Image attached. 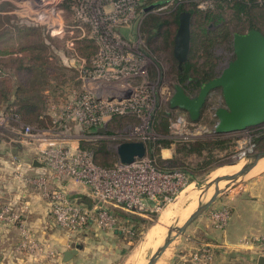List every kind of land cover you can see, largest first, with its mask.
<instances>
[{
  "label": "rangeland",
  "instance_id": "374dc122",
  "mask_svg": "<svg viewBox=\"0 0 264 264\" xmlns=\"http://www.w3.org/2000/svg\"><path fill=\"white\" fill-rule=\"evenodd\" d=\"M218 1L214 0L209 10H201L197 4L185 1L170 5L168 0H136L115 15V7L109 0H0V68H5L8 75L2 78L4 72L0 71V85L16 83L18 75L14 68L26 65L28 69L24 70L30 74L31 87L27 95L32 98L27 106L16 101L11 109H6L1 106L0 93V141L23 145L35 133L42 138H57L72 147L87 145L95 153L103 145L113 163L119 160L117 145L140 141L145 144L146 153L166 168L158 169L171 171L182 167L189 177L190 173L194 175L193 180L187 177L189 184L185 188H179L151 213L121 210L122 217L112 228L91 225L76 236L59 227L68 238V246L72 242L86 246L80 264H127L151 228L159 227L164 237L168 227L184 223L205 197L203 187L221 175L222 168L232 167L230 173L235 172L247 162L246 155L264 150V123L240 131L215 132L216 111L224 106L220 87L212 89L197 120H192L187 110L171 105L176 85H181L189 96L197 95L198 89H192L190 81H179L180 62L175 60L170 36L162 34L169 26L164 25L162 31L155 33V17L172 19L179 8L198 9L191 16L187 58L193 55L200 74H212V71L220 74L232 57L233 49L218 33H246L253 22L264 32V7L252 9L249 15H237ZM28 73L24 71L25 75ZM23 113L34 117L24 121L18 116ZM80 114L94 116L95 121L81 124ZM194 143H207L212 149L190 151ZM100 154L102 157L103 153ZM16 156L12 162L14 177L42 194L39 185L29 182L31 175L53 171L43 160L41 151L38 153L43 164L40 172L25 171L26 160ZM236 160H240L238 165H229ZM259 177L264 178V159L228 191ZM190 187L192 193L188 192V199L182 204L184 213L162 224L163 211ZM1 188L0 184L2 206L11 201L2 198L5 191ZM211 189L212 193L214 185L208 193ZM67 190L77 193L69 184ZM262 190L264 182L253 191ZM213 207L205 212L209 217L217 209ZM12 208L18 215L15 221L0 217V264H60L61 243L58 250L56 244L48 248L33 235L38 247L30 249L24 244L28 233L22 225L29 230L27 202L19 209L15 204ZM136 217L140 218L139 222L134 221ZM190 231L189 225L162 254L158 264H190V261L208 264L214 260L215 251L209 262L194 259L195 251L207 243L191 247ZM161 241L148 251L141 264L147 262ZM41 254L51 256L50 263H46L47 258L42 261Z\"/></svg>",
  "mask_w": 264,
  "mask_h": 264
},
{
  "label": "built area",
  "instance_id": "2783aa9c",
  "mask_svg": "<svg viewBox=\"0 0 264 264\" xmlns=\"http://www.w3.org/2000/svg\"><path fill=\"white\" fill-rule=\"evenodd\" d=\"M109 1L115 7V15L120 13L119 9H124V6L136 2V0ZM180 1L195 2L201 10H209L214 5V0H168L167 3L171 5ZM256 1L264 3V0ZM79 118L81 124L95 121L94 116L92 118V116L86 117L80 114ZM28 137L31 140L46 142L41 153L43 160L53 170L45 174L31 175L29 182L42 188V196L49 202L55 224L71 236L82 233L91 225L112 228L116 223L112 208L140 214L158 210L157 201L160 197L163 196L169 200L171 199L169 196L189 184V179L184 172L158 169L155 160L147 153L133 162L121 163L119 161L113 167L103 168L94 162L90 152L80 146L72 147L57 138H42L35 133ZM66 177L69 179H64ZM72 183L88 187L90 203L85 202L81 195L72 194L67 190L68 184ZM0 217L12 222L17 219L18 215L9 203L0 207ZM210 218L216 228L225 229L231 214L228 208H217L211 211ZM22 229L28 233L24 244H27L30 249L38 247L29 230L27 231L24 225ZM240 244L248 247L259 246L264 249V232L244 237ZM213 251V246L207 244L197 249L193 256L194 259L209 262L213 258Z\"/></svg>",
  "mask_w": 264,
  "mask_h": 264
},
{
  "label": "water",
  "instance_id": "95a60500",
  "mask_svg": "<svg viewBox=\"0 0 264 264\" xmlns=\"http://www.w3.org/2000/svg\"><path fill=\"white\" fill-rule=\"evenodd\" d=\"M190 46L191 14L182 12L174 39V55L180 63L187 59ZM232 46L234 59L227 63L217 77L202 84L197 95L189 96L181 85H176V93L171 99L172 106L187 110L191 119L197 120L212 89L220 87L224 106L216 111L218 120L214 127L215 132L240 131L264 123V34L258 29L234 33ZM116 151L121 163H130L145 155L146 146L140 141L124 142L117 145ZM246 159L247 162L237 171L221 174L203 187L205 199L198 202L182 225L168 227L163 243L145 264H156L170 244L183 234L189 225L209 210L234 182L252 171L264 159V150L246 155ZM239 162L240 160H236L229 165L235 166ZM223 182L225 184L221 186ZM212 185L214 191L207 194ZM81 248L82 244L73 242L64 252L63 260L69 261ZM258 264H264V256L259 257Z\"/></svg>",
  "mask_w": 264,
  "mask_h": 264
},
{
  "label": "crops",
  "instance_id": "0c3cea01",
  "mask_svg": "<svg viewBox=\"0 0 264 264\" xmlns=\"http://www.w3.org/2000/svg\"><path fill=\"white\" fill-rule=\"evenodd\" d=\"M10 144L6 143L5 140L0 141V180H3L0 184L1 189L5 191L2 198L5 197L8 202L11 201L12 206L15 204L18 209L27 202L29 208L27 224L32 235L37 236L48 248H52L51 246L56 244L58 250V243H61L60 264H80L79 261L83 260V251L86 250V246L80 243L82 248L79 249L78 253L69 261H64L63 254L71 245H67V236L65 233L62 234L63 231L55 224L48 200L38 190L27 186L13 175L12 162L15 155L26 160L25 168L27 169L25 171L33 173L43 170V164L38 160V153L45 148L46 142L44 140H31L28 137L23 145L20 143ZM262 182H264V178L259 177L254 182L226 191L217 198L213 208L225 207L229 209L231 214L225 229L216 228L206 213L190 225L191 247L205 243L213 246L215 258L208 264H258L259 257L264 256L262 247H248L240 244L242 238L264 232V190L253 191ZM70 186L82 196L85 202L90 203L91 199L87 186L73 183ZM7 227L5 226V229ZM9 227L10 229L13 228ZM7 230L9 229L7 228ZM38 235L40 236L38 237ZM61 235L64 236H62L63 240ZM41 256L42 261L47 258L46 263H50L51 256L46 254H41ZM190 264L196 263L190 261Z\"/></svg>",
  "mask_w": 264,
  "mask_h": 264
},
{
  "label": "trees",
  "instance_id": "16d2710c",
  "mask_svg": "<svg viewBox=\"0 0 264 264\" xmlns=\"http://www.w3.org/2000/svg\"><path fill=\"white\" fill-rule=\"evenodd\" d=\"M188 3H192L193 5L195 4L194 6H196L195 2H188ZM218 4H220V6L233 9L237 15L244 14V13L249 15V14H251L252 9H255L257 7H264V3H259L256 0H219ZM194 6H192L189 9L179 8L178 11H176L174 13L172 19H162L161 17H155L154 18L155 25H154L153 31L155 33L156 32L159 33L160 31H162V27L164 25H166L167 28L169 26V28L167 29L168 31L163 32L162 34L166 33L168 36H170L169 37V41H170L169 43L174 48V39H175L177 29L179 27L180 14L182 12L186 11V12H189L191 14V16H195L198 12V9ZM170 27L171 28L173 27V29H170ZM251 29H258L264 34L263 30L259 26H257L255 24V22H253L249 25V30H251ZM233 35H234V33L226 31V32L218 33L217 36L222 37L226 41V43H229V45L231 46V49H233V46H232ZM173 54H174V49H173ZM174 57H175V55H174ZM175 60L179 63V61L176 57H175ZM179 64H178L179 66L177 65V74H178L179 81L183 82V83L184 82L186 83V81H190V84H193L192 89H198V91L201 88L202 84L212 80L216 75V74H214L215 72L213 73V71H212V74H208V73L200 74L198 71H196L197 68L195 67V63L193 61V55H190L189 58H187L184 62L179 63ZM24 69H28V66L23 65V66H17V69L14 68V72L16 73V75H18V77H17L18 81L16 83H14L13 85H11L9 83L7 86H5L4 83L2 82V84L0 85V89L4 85V90L1 89L3 91L2 92L0 91V93L2 95V103H1L2 108L11 109L16 101H18L21 106L22 105L27 106L32 101V98L29 95H27V93L31 89L30 83H29L30 82L29 81V75L30 74L27 72V70H24ZM0 71L4 72V74L1 75L2 78L8 76L7 73L5 74V71L7 72V70L5 68L1 67ZM24 71H26V73H28V75H25ZM18 116L22 119L24 118L25 119L24 121H27L28 119H32L34 117L33 115H28L26 113L25 114L23 113L22 115L19 114ZM201 143H203V142H201ZM201 143H198V144L194 143V144L190 145V151L200 153L204 148L205 149L207 148L208 150L212 149L211 145H209L207 143L206 144L205 143L201 144ZM80 147L82 149H85L88 152L92 153V157H93L94 162L100 167L110 168V167L115 166L119 162V160H118L117 163L116 162L113 163L110 160V157L107 154L108 151L106 149H104L103 145H102V147H100L98 149V152L96 151L97 153H95L90 146L86 145V146H80ZM100 153H103L102 157H100L101 156ZM98 157H100L101 159ZM97 159H99V161ZM156 163H157L158 167L166 169L162 165V163H159L158 161H156ZM174 168L184 171L186 176L190 180L194 179V175H192L190 173V177H189V175L187 173L188 171L183 169L182 167H174ZM165 201H166V198L162 196L158 199L157 204L163 205ZM121 210L122 209H119V208H112V211L114 213L116 221L120 220L119 218L122 217L120 215H122V212L124 210L123 211H121ZM134 221L139 222L140 218L136 217L134 219Z\"/></svg>",
  "mask_w": 264,
  "mask_h": 264
},
{
  "label": "bare ground",
  "instance_id": "6f19581e",
  "mask_svg": "<svg viewBox=\"0 0 264 264\" xmlns=\"http://www.w3.org/2000/svg\"><path fill=\"white\" fill-rule=\"evenodd\" d=\"M239 167V166H238ZM232 167H228L226 168H222L221 171L222 174H226V173H230L229 170H231ZM223 185V183L221 184V186ZM213 189L210 190V193ZM190 191V195L192 193L191 187L190 190L188 189L186 192H182L180 193V197L179 195L176 197L177 201L173 202L174 205L172 206H168L162 213L161 218L164 222H161L162 224L166 223V221L168 220L170 222L171 218L176 215V214H181L183 210L182 209V204L188 199V192ZM209 194V193H208ZM179 197V198H178ZM203 200V199H202ZM186 206V205H185ZM195 209V208H194ZM184 213V212H183ZM182 213V214H183ZM173 219V218H172ZM159 227L154 226L153 228H151L147 234L145 235V240L141 243L140 247L131 255L129 261L127 264H132L133 261H135L133 264H141L143 262H145V257L146 254L148 253V251H150L151 249L156 248V246L158 245L159 241L162 239V241L160 242L159 246L163 243V240L166 237V233L164 235V237L162 236L161 231L158 230ZM166 231V230H165ZM158 234L157 238L156 235ZM163 237V238H162ZM153 251V250H152ZM151 252V251H150ZM149 257V256H148ZM140 259V260H139ZM158 264V262L156 263Z\"/></svg>",
  "mask_w": 264,
  "mask_h": 264
},
{
  "label": "flooded vegetation",
  "instance_id": "af4514ba",
  "mask_svg": "<svg viewBox=\"0 0 264 264\" xmlns=\"http://www.w3.org/2000/svg\"><path fill=\"white\" fill-rule=\"evenodd\" d=\"M233 59H234V53L232 54V57L229 59V61H231V60H233ZM218 75H219V74H218ZM218 75H216L215 77H217ZM215 77H214V78H215ZM217 88H219V87H217ZM199 91H200V89H199ZM199 91H198V93H199ZM175 93H176V91H175ZM175 93H174V95H175ZM174 95H173V96H174Z\"/></svg>",
  "mask_w": 264,
  "mask_h": 264
}]
</instances>
